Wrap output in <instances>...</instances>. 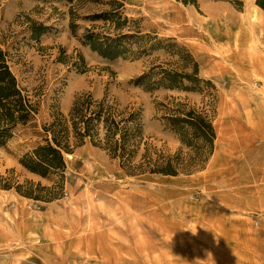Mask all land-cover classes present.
I'll list each match as a JSON object with an SVG mask.
<instances>
[{
    "label": "rangeland",
    "instance_id": "obj_1",
    "mask_svg": "<svg viewBox=\"0 0 264 264\" xmlns=\"http://www.w3.org/2000/svg\"><path fill=\"white\" fill-rule=\"evenodd\" d=\"M111 1L0 0V49L37 108L0 147V174L39 194L0 188V264H264V29L252 35L230 21L264 10L255 0H117L109 19ZM86 29L149 33L163 48L142 51L144 38L133 54L103 57L83 43ZM170 42L209 82L196 90L135 82L152 63L175 62ZM84 94L137 113L133 162L146 145L186 156L162 117L172 99L211 114L212 153L191 172L130 173L86 138L63 154L64 170L26 169L19 159L44 142L43 126Z\"/></svg>",
    "mask_w": 264,
    "mask_h": 264
},
{
    "label": "trees",
    "instance_id": "obj_2",
    "mask_svg": "<svg viewBox=\"0 0 264 264\" xmlns=\"http://www.w3.org/2000/svg\"><path fill=\"white\" fill-rule=\"evenodd\" d=\"M234 1L239 2V0ZM110 3L115 5L114 9L110 10L112 15L109 19H112V16L119 15L118 7L122 3L117 0H112ZM255 4L264 10V0H255ZM100 15L103 13L93 17H101ZM126 20L124 18V21ZM119 25L116 22V26L119 27ZM39 31L36 32L35 29L34 35ZM144 38H148L151 42L142 51L162 47L161 43L164 39L149 33L141 35L138 31L119 32L111 36L100 35L86 29L83 43L103 57L115 58L133 54L131 45ZM169 44L175 46L178 51L175 62L170 65L164 62L152 63L136 78V83L142 84L147 89L164 87L196 90L199 88L200 81L209 82L199 77L198 63L184 47L178 46L175 42ZM162 106L165 124L188 148L186 156L181 151L174 154L152 151L146 145L140 159L133 162L139 147L138 136L140 135L137 113L119 111L105 98L94 99L90 94H84L76 97L66 115L58 113V116L54 117L49 124L43 126L44 142L25 153L19 162L26 169L40 176L64 170L63 154L71 153L87 138L92 144L105 149L112 157L118 158L121 166L130 173L176 175L179 172H191L200 168L212 153L216 136L211 114L206 108L197 109L174 99ZM36 109L25 89L19 85L16 76L10 70L6 52L0 49V147L10 139L17 125L25 124L30 120ZM28 183L32 184L29 181ZM37 186L40 187L39 183ZM12 187L24 196L34 198L39 196V194H33L31 188H22L20 184L14 185L9 177L0 174V188Z\"/></svg>",
    "mask_w": 264,
    "mask_h": 264
},
{
    "label": "bare ground",
    "instance_id": "obj_3",
    "mask_svg": "<svg viewBox=\"0 0 264 264\" xmlns=\"http://www.w3.org/2000/svg\"><path fill=\"white\" fill-rule=\"evenodd\" d=\"M262 14L258 13L257 11L256 14L252 15L251 17L248 16L247 18L244 19L239 18L238 20V18L230 17V21L232 22V24H236L238 22H240V24L246 23L244 24L247 27L246 30H248V32L253 35L255 31L257 30L260 31L264 29V15ZM66 155H69V153H66Z\"/></svg>",
    "mask_w": 264,
    "mask_h": 264
},
{
    "label": "clouds",
    "instance_id": "obj_4",
    "mask_svg": "<svg viewBox=\"0 0 264 264\" xmlns=\"http://www.w3.org/2000/svg\"><path fill=\"white\" fill-rule=\"evenodd\" d=\"M192 233V235H196V233H194V232H191Z\"/></svg>",
    "mask_w": 264,
    "mask_h": 264
}]
</instances>
